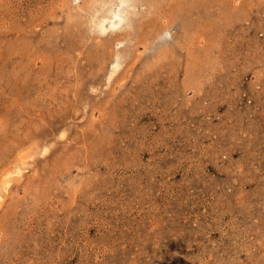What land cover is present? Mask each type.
<instances>
[{
	"label": "rangeland",
	"instance_id": "obj_1",
	"mask_svg": "<svg viewBox=\"0 0 264 264\" xmlns=\"http://www.w3.org/2000/svg\"><path fill=\"white\" fill-rule=\"evenodd\" d=\"M123 1L0 0V264H264V0Z\"/></svg>",
	"mask_w": 264,
	"mask_h": 264
},
{
	"label": "bare ground",
	"instance_id": "obj_2",
	"mask_svg": "<svg viewBox=\"0 0 264 264\" xmlns=\"http://www.w3.org/2000/svg\"><path fill=\"white\" fill-rule=\"evenodd\" d=\"M114 3V2H113ZM116 3V2H115ZM113 5V4H112ZM124 5V1L120 0V2L118 3V5L116 6L115 10L113 12H111V17L109 18H104L101 20V22L99 23V29L104 31V30H113L114 28H117L121 22L124 19L123 16V11H122V6ZM115 6V5H114ZM126 9V8H125ZM112 10V9H111ZM126 11V10H125ZM128 11V10H127ZM109 12V11H108ZM129 12V11H128ZM127 12V13H128ZM130 13V12H129ZM125 14V13H124ZM130 17V16H129ZM123 23V22H122ZM116 65H114L115 67ZM10 177V176H9ZM7 177H5L3 180H6ZM8 184V183H7ZM4 184V185H7ZM8 188V187H7Z\"/></svg>",
	"mask_w": 264,
	"mask_h": 264
}]
</instances>
